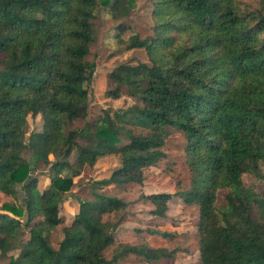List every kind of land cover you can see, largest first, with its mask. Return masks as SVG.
<instances>
[{
  "label": "trees",
  "instance_id": "obj_1",
  "mask_svg": "<svg viewBox=\"0 0 264 264\" xmlns=\"http://www.w3.org/2000/svg\"><path fill=\"white\" fill-rule=\"evenodd\" d=\"M148 2L153 31L131 34L126 49H145L149 62L118 64L106 91L114 98L126 92L135 103L90 122L94 19L102 7L118 19L130 15L129 1L0 0V192L23 199L1 208L0 256L19 250L6 264L172 258L178 248L117 243L118 224L105 216L128 203L95 190L144 183L145 168L167 155L169 127L186 134L192 186L143 194L152 213L166 216L168 202L180 196L200 207L201 264H264V0ZM129 28L119 25L121 32ZM39 114L42 130L29 133L28 116ZM109 154L119 155L120 165L93 182V199L77 198L54 246L51 234L63 223L60 208L74 178ZM39 162L48 168L43 188L32 175ZM145 232L173 236L158 228Z\"/></svg>",
  "mask_w": 264,
  "mask_h": 264
},
{
  "label": "rangeland",
  "instance_id": "obj_2",
  "mask_svg": "<svg viewBox=\"0 0 264 264\" xmlns=\"http://www.w3.org/2000/svg\"><path fill=\"white\" fill-rule=\"evenodd\" d=\"M131 8L130 15L115 18L109 8H100L94 19L96 27V40L91 45L88 58L96 63L94 80L90 89V106L87 120L94 122L103 117L106 110L113 115L118 109H125L135 103V99L123 92L118 98L107 94L109 88V74L121 63L136 64L140 61L149 62V56L143 48L126 49L127 40L133 33H139L146 37L153 31L152 6L149 0H128ZM130 25V28L121 32V23ZM30 131H41L43 118L39 114L36 117L28 116ZM84 122L72 124L71 127L82 126ZM136 132H147L139 126ZM165 143L166 157L156 165L145 168V180L142 184L126 183L122 185H95L96 192L110 196H117L128 203L126 209L113 212L105 216L118 224L115 230L117 243H148L155 247H167L171 250H179L172 258H162L157 261H147L141 256L131 254L117 264H201L200 242L198 224L200 207L197 204H188L182 197L174 195L168 202L167 215L164 217L152 213L154 205L145 200L143 194L169 192L175 194L192 186V173L187 161L186 134L173 127L167 128ZM29 136V135H28ZM27 136V137H28ZM29 161L34 163L36 158L27 154ZM53 160L54 156L50 155ZM71 162L75 160V152L70 156ZM120 156L109 154L98 158L93 166L86 165L82 173L74 178V184L60 208L63 223L52 232L51 242L58 246L63 238V227L75 214L78 207L77 198L93 199V182L108 178L112 171L120 165ZM40 169L32 170V175H38V187L43 188L49 183L48 168L39 162ZM20 192V191H19ZM20 194V193H19ZM12 196L0 192V212L5 202L13 201ZM16 203H23L22 195H19ZM158 228L173 233L171 237H160L145 232L146 228ZM19 250H12L6 255L0 256V264L9 262L11 256L18 255ZM112 248L106 251V256H112Z\"/></svg>",
  "mask_w": 264,
  "mask_h": 264
},
{
  "label": "crops",
  "instance_id": "obj_3",
  "mask_svg": "<svg viewBox=\"0 0 264 264\" xmlns=\"http://www.w3.org/2000/svg\"><path fill=\"white\" fill-rule=\"evenodd\" d=\"M122 261V260H121Z\"/></svg>",
  "mask_w": 264,
  "mask_h": 264
}]
</instances>
